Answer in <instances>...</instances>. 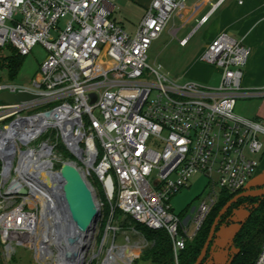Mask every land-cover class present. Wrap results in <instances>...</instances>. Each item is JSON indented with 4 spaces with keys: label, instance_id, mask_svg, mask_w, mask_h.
<instances>
[{
    "label": "built area",
    "instance_id": "1",
    "mask_svg": "<svg viewBox=\"0 0 264 264\" xmlns=\"http://www.w3.org/2000/svg\"><path fill=\"white\" fill-rule=\"evenodd\" d=\"M183 5L184 0H152L128 32L112 18L114 0H0V51L9 45L26 56L38 43L47 50L32 85H0V94L36 95L19 102L0 98V264H8L18 246L33 251L35 264H97L98 254L89 257L93 241L102 250L124 227L142 234L124 226L118 210L151 229H165L180 264V252L202 229L221 189L252 188L258 160L249 153L264 151V118L235 112L250 48L225 32L208 43L200 59L221 69L218 87L180 84L147 62L153 41ZM60 141L74 159L62 157ZM63 162L81 171L100 210L81 255L77 241L62 230L80 234L67 224L58 199L57 165ZM199 173L209 178L211 189L186 219L171 199ZM91 177L103 189L107 216ZM244 207L221 218L202 264L233 263L238 248L220 239L230 225L246 219L238 215ZM126 239L124 245L141 250ZM253 264H264V243Z\"/></svg>",
    "mask_w": 264,
    "mask_h": 264
},
{
    "label": "rangeland",
    "instance_id": "2",
    "mask_svg": "<svg viewBox=\"0 0 264 264\" xmlns=\"http://www.w3.org/2000/svg\"><path fill=\"white\" fill-rule=\"evenodd\" d=\"M114 1L116 9L113 12L112 18L123 25L128 32H133L146 13L148 0ZM210 7H212V3L208 0H184L183 7L177 10L174 16L169 20L161 36L153 41L150 49L148 50V64L152 68L160 67L162 71L169 76V78L180 84L195 81L206 86L218 87L221 82V69L219 70L216 68V65L200 59L206 47V33L209 29L210 23L199 28H197L198 25L195 21L188 23L189 20L194 19L196 14L201 16L207 12ZM65 22L66 19L61 20L59 26L63 27ZM9 24H11V22H9ZM186 36L189 37L188 43L186 45H181V39ZM15 53V49L9 45L3 47L0 51V85L15 83L30 86L33 84L34 79L40 71L42 63L46 59L47 50L41 43L36 44L31 52L22 58L20 70L13 76L10 68L8 67V62ZM2 103L3 101L0 99V104ZM45 108H47V106L41 107V109ZM236 114L246 118L264 117V103L262 104L260 110H258L256 103L254 104L253 101L248 102L247 99H239L236 107ZM54 139L57 140L55 135ZM262 139L264 141L263 136ZM58 151L64 159L75 158L66 149L62 141H60ZM249 155L258 160V166L252 173L249 182L263 181L264 151L259 153H249ZM91 180L98 188L100 197L107 204L108 202L101 185L95 177H91ZM210 189V181L207 176L200 173L193 175L190 179V186L183 188L172 197L171 204L174 211L182 217L189 219L200 204L201 200L207 196ZM240 205L245 206V203L236 205L235 207H239ZM104 211L107 216L109 212L108 204L106 208H104ZM248 212L249 211L245 207L238 209V215L240 216L244 215L247 217ZM102 228L104 229V224L101 229ZM239 228V223L230 225L229 234H224L220 239V243L227 245L234 244L235 229ZM127 236H129L132 244H140L142 246L141 250L139 246H137L134 250H131L129 245H124L128 243V240L126 239ZM100 239L101 237L99 236L98 240ZM92 244L94 247L91 249L89 257L94 255V253L98 254L97 264H102L103 260L110 251L109 249H111L113 245L127 246L128 249L131 250L129 264H149L140 259L144 250L149 246V242L145 239L143 234L134 233V231L128 227H124V230L119 233L117 241L114 244L111 235L107 239L106 245L102 250H100L101 246L97 243L95 245L94 241ZM138 247L139 251L135 252ZM118 251L119 250L116 249V252ZM134 256L136 257L134 258ZM35 263L36 261L33 251L26 249L25 247L18 246L15 256L8 264ZM106 263L107 261H105V264Z\"/></svg>",
    "mask_w": 264,
    "mask_h": 264
},
{
    "label": "trees",
    "instance_id": "3",
    "mask_svg": "<svg viewBox=\"0 0 264 264\" xmlns=\"http://www.w3.org/2000/svg\"><path fill=\"white\" fill-rule=\"evenodd\" d=\"M23 57V55L16 52L9 59L8 67L13 76L19 72ZM60 166V164L57 165V167ZM238 193L240 192H230L221 189L219 200L212 209L202 229L196 237L187 242L186 247L180 252V264H195L208 238L215 218L224 205ZM243 203H245V207L249 212L235 234L234 245L238 248L239 254L235 257L232 264H253L264 243V194L241 198L227 212L236 205ZM116 216V218L120 216L125 218L123 219V225L135 226L149 242V246L142 253V257H140L142 261L149 264H176L172 241L165 229L154 230L137 223L130 216H125L121 210L117 211ZM103 231L104 229L102 228V234Z\"/></svg>",
    "mask_w": 264,
    "mask_h": 264
},
{
    "label": "crops",
    "instance_id": "4",
    "mask_svg": "<svg viewBox=\"0 0 264 264\" xmlns=\"http://www.w3.org/2000/svg\"><path fill=\"white\" fill-rule=\"evenodd\" d=\"M151 1L148 0L146 6H149ZM208 1L212 3V7L201 16L196 14L194 19L189 20L188 23L195 21L198 25L197 28L210 23L206 33V46L220 33L225 32L250 48L249 60L242 69V89L237 98V104L239 99H247L248 102L256 103L257 109L260 110L264 103V0ZM215 5L218 6L215 8ZM205 15H209V19L207 22L201 23V18ZM184 38H188L189 41V37ZM216 68L220 70V68ZM258 92L263 93L259 94ZM263 184L264 180L250 182L251 187Z\"/></svg>",
    "mask_w": 264,
    "mask_h": 264
},
{
    "label": "water",
    "instance_id": "5",
    "mask_svg": "<svg viewBox=\"0 0 264 264\" xmlns=\"http://www.w3.org/2000/svg\"><path fill=\"white\" fill-rule=\"evenodd\" d=\"M36 95L29 92H20L18 94H10L4 92L0 94V98L8 102L26 101L35 98ZM95 100V98L93 99ZM61 194L58 199L66 212V222L73 230L82 233L84 236L96 227L97 220L100 216V210L96 203L92 189L87 183L81 171L70 162H63L60 170ZM22 193H26V189H21ZM264 194V185L252 187L235 195L220 210L215 218L208 238L195 262L202 264L207 256L210 245L213 241L215 231L224 214L239 199Z\"/></svg>",
    "mask_w": 264,
    "mask_h": 264
},
{
    "label": "bare ground",
    "instance_id": "6",
    "mask_svg": "<svg viewBox=\"0 0 264 264\" xmlns=\"http://www.w3.org/2000/svg\"><path fill=\"white\" fill-rule=\"evenodd\" d=\"M63 230V234H67L70 235V237H72L74 240L77 241V252L78 255H81V253H83L82 248L90 245L91 242V234L87 233L85 236L80 233V234H75L73 231L66 230L65 228H62ZM116 247L109 249V253L108 256L106 258L107 263L106 264H129L130 262V258H131V250L128 249L127 246H119V251L116 252L115 250ZM139 251V247L136 249L135 252Z\"/></svg>",
    "mask_w": 264,
    "mask_h": 264
}]
</instances>
